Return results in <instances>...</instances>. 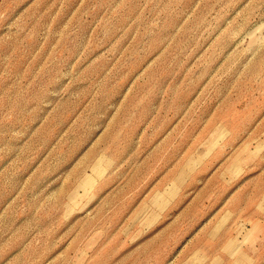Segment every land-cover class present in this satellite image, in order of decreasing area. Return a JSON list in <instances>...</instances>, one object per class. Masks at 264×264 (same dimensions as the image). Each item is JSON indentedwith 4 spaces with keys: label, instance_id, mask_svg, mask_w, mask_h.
<instances>
[{
    "label": "rangeland",
    "instance_id": "1",
    "mask_svg": "<svg viewBox=\"0 0 264 264\" xmlns=\"http://www.w3.org/2000/svg\"><path fill=\"white\" fill-rule=\"evenodd\" d=\"M0 264H264V0H0Z\"/></svg>",
    "mask_w": 264,
    "mask_h": 264
}]
</instances>
